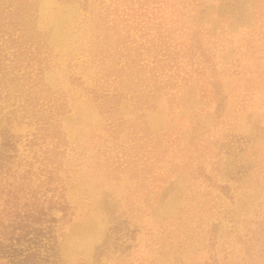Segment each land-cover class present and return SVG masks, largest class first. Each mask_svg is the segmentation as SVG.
I'll use <instances>...</instances> for the list:
<instances>
[{
  "label": "rangeland",
  "instance_id": "rangeland-1",
  "mask_svg": "<svg viewBox=\"0 0 264 264\" xmlns=\"http://www.w3.org/2000/svg\"><path fill=\"white\" fill-rule=\"evenodd\" d=\"M16 1L0 146L54 124L70 206L38 264H264V0Z\"/></svg>",
  "mask_w": 264,
  "mask_h": 264
},
{
  "label": "trees",
  "instance_id": "trees-1",
  "mask_svg": "<svg viewBox=\"0 0 264 264\" xmlns=\"http://www.w3.org/2000/svg\"><path fill=\"white\" fill-rule=\"evenodd\" d=\"M55 127L41 119L36 132L25 144L27 153L20 155L17 141L11 133L2 138L0 259H8L13 264H38L48 258L41 257V251L52 249L61 229L57 224L59 219L51 211H60L63 220L70 215V206L58 175L59 166L55 161L60 141ZM47 139L52 142L48 143ZM18 256L24 258L18 261ZM45 261L48 262L47 259Z\"/></svg>",
  "mask_w": 264,
  "mask_h": 264
}]
</instances>
